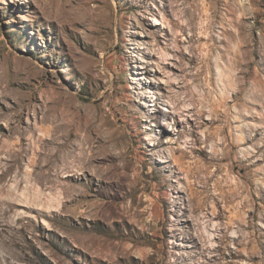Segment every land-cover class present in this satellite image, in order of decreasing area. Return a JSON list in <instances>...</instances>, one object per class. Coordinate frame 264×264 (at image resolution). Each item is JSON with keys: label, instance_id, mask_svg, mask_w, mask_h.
<instances>
[{"label": "rangeland", "instance_id": "1", "mask_svg": "<svg viewBox=\"0 0 264 264\" xmlns=\"http://www.w3.org/2000/svg\"><path fill=\"white\" fill-rule=\"evenodd\" d=\"M0 264H264V0H0Z\"/></svg>", "mask_w": 264, "mask_h": 264}, {"label": "bare ground", "instance_id": "2", "mask_svg": "<svg viewBox=\"0 0 264 264\" xmlns=\"http://www.w3.org/2000/svg\"><path fill=\"white\" fill-rule=\"evenodd\" d=\"M164 162L166 161V160H163ZM59 174V172L57 171V175ZM31 189V188H30ZM24 190V189H23ZM24 192V191H23ZM23 194V193H22ZM33 196H32V198H33V200L34 201H41V193H34V194H32ZM17 205H19V206H24V205H21V204H16V203H14V204H11V205H9V208L10 209H12L13 207H15V206H17Z\"/></svg>", "mask_w": 264, "mask_h": 264}]
</instances>
